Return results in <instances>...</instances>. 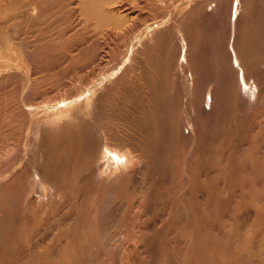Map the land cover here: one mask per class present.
Listing matches in <instances>:
<instances>
[{"label": "rangeland", "instance_id": "374dc122", "mask_svg": "<svg viewBox=\"0 0 264 264\" xmlns=\"http://www.w3.org/2000/svg\"><path fill=\"white\" fill-rule=\"evenodd\" d=\"M16 1L0 0V38L23 44L0 52V264H264V0H40L39 21ZM90 102L95 124L79 113ZM62 107L73 125L36 137ZM102 139L121 156L115 181L97 178Z\"/></svg>", "mask_w": 264, "mask_h": 264}, {"label": "bare ground", "instance_id": "6f19581e", "mask_svg": "<svg viewBox=\"0 0 264 264\" xmlns=\"http://www.w3.org/2000/svg\"><path fill=\"white\" fill-rule=\"evenodd\" d=\"M5 1V0H4ZM4 1L3 0H1V3L3 2L4 3ZM44 1V0H43ZM49 1V0H48ZM85 1V0H84ZM87 1V0H86ZM85 1V2H86ZM94 1H96V0H94ZM93 1V2H94ZM103 1V0H102ZM111 1V0H110ZM162 1V0H161ZM252 1H254V0H252ZM261 1V0H260ZM52 2V1H51ZM106 2V1H105ZM160 2V1H159ZM198 2V1H197ZM43 3V2H42ZM41 2H40V0H17L16 1V8H17V13L19 14V15H21V16H25V15H29V18H30V16H32V17H34L35 15L34 14H36L35 13V10L37 9V8H40L41 7V4H42ZM99 3V2H98ZM157 3V2H156ZM217 3V2H216ZM86 4H90V2L89 3H86ZM86 4H84L85 6H87ZM92 4H94V3H92ZM91 4V5H92ZM258 4V3H257ZM5 5V4H4ZM96 5V4H95ZM94 5V6H95ZM102 5V4H101ZM200 5V4H199ZM204 5V4H203ZM217 5V4H216ZM1 6H2V4H1ZM43 6H44V4H43ZM45 6H47V5H45ZM57 6V5H56ZM83 6V5H82ZM90 6V5H89ZM201 6V5H200ZM58 7V6H57ZM60 7V6H59ZM84 7V6H83ZM93 7V6H92ZM96 7V6H95ZM145 7V6H144ZM147 7V6H146ZM167 7H168V5H167ZM205 7H207V6H205ZM238 7V6H237ZM44 7H42V8H40L41 10L43 9ZM94 8V7H93ZM102 8V7H101ZM100 8V9H101ZM123 8V7H122ZM239 8V7H238ZM86 10H87V7L85 8ZM84 9V10H85ZM90 9V8H89ZM95 9V8H94ZM242 9V8H241ZM93 10V9H92ZM92 10H91V12H89V13H93L92 12ZM173 10V9H172ZM220 10V9H219ZM262 10V9H261ZM46 11V10H45ZM94 11V10H93ZM102 11H103V9H102ZM112 11V10H111ZM244 11V10H243ZM39 12H40V10H39ZM85 13H86V11H84ZM83 12V13H84ZM100 12V11H99ZM241 12V11H240ZM259 12H260V10H259ZM106 13V12H105ZM111 13V12H110ZM113 13H115V12H113ZM155 13V12H154ZM46 14V13H45ZM44 13L43 14H40V15H45ZM55 14V13H54ZM97 14V13H96ZM95 14V15H96ZM119 14V13H118ZM165 14V13H164ZM256 14H258L257 12H256ZM261 14V13H260ZM34 15V16H33ZM170 15V14H169ZM237 15V14H236ZM255 15V14H254ZM263 16H264V13L262 14ZM11 16V15H10ZM58 16V15H57ZM99 16H102V15H99ZM98 16V17H99ZM113 16V15H112ZM111 16V17H112ZM162 16V15H161ZM241 16V15H240ZM251 16H253V15H251ZM255 16H257V15H255ZM28 17V16H27ZM35 17H37V16H35ZM34 17V18H35ZM53 17H54V15H53ZM97 17V18H98ZM103 17H104V15H103ZM259 17H261V16H259ZM3 18V17H2ZM41 18V17H40ZM99 18H101V17H99ZM107 18H108V15H107ZM106 18V19H107ZM255 18H257V17H255ZM6 19V18H5ZM12 19V18H11ZM35 19H37V21H39V17H37V18H35ZM104 19V18H103ZM113 19H114V17H113ZM261 19H262V17H261ZM264 19V18H263ZM1 20V19H0ZM30 20H34L33 18H31ZM107 20H110V17H109V19H107ZM106 20V21H107ZM148 20V19H147ZM152 20V19H151ZM170 20V19H169ZM253 20V19H252ZM258 20V19H257ZM2 21V20H1ZM45 21V20H44ZM105 21V22H106ZM172 21V20H171ZM182 21V20H181ZM103 22V21H102ZM237 22V23H236ZM32 23V22H31ZM38 23V22H37ZM99 23V22H98ZM148 23V22H147ZM232 23V22H231ZM251 23H252V21H251ZM258 23V22H257ZM4 24V23H3ZM43 24V23H42ZM104 24V23H103ZM236 24L238 25V21H237V18H236V20H234V27H233V29H234V36H235V33H236V31L238 32V30L236 29ZM261 24V23H260ZM264 24V23H263ZM6 25V24H5ZM11 25V24H10ZM14 25V24H13ZM165 25V24H164ZM254 25V24H253ZM17 26H18V24H17ZM17 26H16V28H17ZM35 26V25H34ZM41 26V25H40ZM100 26H102V25H100ZM262 26V25H261ZM3 27V26H2ZM20 27V26H19ZM163 27V26H162ZM172 27H174V25H172ZM240 27V26H239ZM242 27V26H241ZM254 27V26H253ZM252 27V28H253ZM260 27V26H259ZM14 28H15V26H14ZM142 28V27H141ZM164 28H166V26L164 27ZM176 28V27H175ZM248 28V27H247ZM262 27H260V29H261ZM157 29V28H156ZM246 29V28H245ZM250 29V28H249ZM256 29H257V27H256ZM259 29V28H258ZM242 30V29H241ZM10 31V30H9ZM15 32L17 31L18 32V30L16 29V30H14ZM148 31H149V29H148ZM153 31V30H152ZM151 30H150V34L152 35V32ZM181 31V30H180ZM184 31V30H183ZM240 31V30H239ZM260 30H258V32H259ZM263 31V30H262ZM185 32V31H184ZM243 32V31H242ZM247 32V31H246ZM261 32V31H260ZM5 33H6V31H5ZM7 33H8V31H7ZM148 33V32H147ZM154 33V32H153ZM156 33V32H155ZM158 33V32H157ZM248 33V32H247ZM251 33H253V32H251ZM255 33V35H256V32H254ZM14 34V33H13ZM16 34V33H15ZM18 34V33H17ZM25 34V33H24ZM164 34V33H163ZM246 34V33H245ZM20 35V34H19ZM41 35V34H40ZM144 35V34H143ZM151 35H147L148 37H150ZM154 35V34H153ZM151 36V37H153V38H151V41H152V39H154V37H156L155 35L154 36ZM187 35V34H186ZM236 35H238V34H236ZM241 35V34H240ZM254 35V36H255ZM8 37L10 36V35H7ZM6 35H4L2 38H0L1 39V41H0V52H2V53H4L3 51H8L9 50V48H10V46L13 44V43H16V42H13V40H9L8 39V37H7ZM16 36V35H15ZM14 36V37H15ZM18 36V35H17ZM25 36V35H24ZM52 36V35H51ZM157 36H158V34H157ZM185 36V35H184ZM239 36V35H238ZM263 36V35H262ZM27 37V36H26ZM139 37V36H138ZM189 37V36H188ZM249 37V36H248ZM251 37V36H250ZM259 37V36H258ZM18 38V37H17ZM260 38V37H259ZM258 38V40H260ZM149 39L150 38H148L147 40L149 41ZM232 39V38H231ZM234 39H235V37H234ZM234 39H233V53H234V56H232L233 57V59L232 60H234L235 61V63L237 62V64L238 65H236V66H238V70H239V72L241 73V75L242 76H244L243 75V73H244V69H245V66L248 64V63H250L248 60H247V63H246V59L244 60V53L242 54V53H239L238 54V51H237V46L235 45V42H234ZM251 39H252V37H251ZM254 39V38H253ZM255 39H257V38H255ZM255 39H254V41H255ZM21 40V39H20ZM24 40H25V38H24ZM41 40V39H40ZM144 40L146 41V36H145V38H144ZM167 40V39H166ZM249 40V39H248ZM10 41H12L13 43L11 44L10 43ZM16 41V40H15ZM30 41V40H29ZM154 41V40H153ZM152 41V42H153ZM236 41H237V38H236ZM25 42V41H24ZM43 42V41H42ZM50 42V41H49ZM136 42V41H135ZM158 42V41H157ZM243 42H244V39H243ZM261 42V41H260ZM19 43V42H18ZM18 43H16V44H18ZM21 43V42H20ZM19 43V44H20ZM27 43V42H26ZM46 43V42H45ZM47 43H48V41H47ZM150 43V42H149ZM148 43V44H149ZM168 43V42H167ZM166 43V44H167ZM242 43V42H241ZM248 43V42H247ZM250 43V45H251V42H249ZM248 43V44H249ZM253 43V42H252ZM22 44V43H21ZM33 44V43H32ZM38 44V43H37ZM130 44V43H129ZM128 44V45H129ZM140 44V43H139ZM144 44H145V42H144ZM150 44H152V43H150ZM237 44V43H236ZM256 44H257V42H256ZM264 44V43H263ZM15 45V44H14ZM36 45V44H35ZM44 45V44H43ZM141 45V44H140ZM156 45V44H155ZM244 45V44H243ZM247 45V44H246ZM261 45V44H260ZM18 46H20V49H23V44H22V47H21V45H18ZM29 46V45H28ZM51 46V45H50ZM166 46V45H165ZM12 47V46H11ZM24 47H25V45H24ZM127 47V46H126ZM151 47V46H150ZM185 47V46H184ZM220 47V46H219ZM244 47V46H243ZM259 47V46H258ZM26 48H28V47H26ZM223 48V47H222ZM254 48H255V46H254ZM260 48V47H259ZM18 49H19V47H18ZM18 49H16V50H18ZM124 49V48H123ZM136 49V48H135ZM231 49V48H230ZM29 50V49H28ZM162 50H163V47H162ZM243 50V49H242ZM244 50H245V47H244ZM246 53L248 52V50H250V49H248V48H246ZM254 50V49H253ZM255 50H256V48H255ZM10 51H12L11 49H10ZM9 51V52H10ZM20 51V50H19ZM124 51V50H123ZM135 51V50H134ZM140 51V50H139ZM252 51V50H251ZM257 51H258V48H257ZM260 51H261V49H260ZM13 52V51H12ZM11 52V53H12ZM17 52V54H18V51H16ZM21 52V51H20ZM23 52V51H22ZM133 52V51H132ZM240 52V51H239ZM243 52V51H242ZM245 52V51H244ZM253 52V51H252ZM6 53H8V52H6ZM25 53V52H24ZM24 53L22 54V55H24ZM31 53V52H30ZM37 53V52H36ZM36 53H34L35 55H37ZM125 53V52H124ZM138 53V52H137ZM250 53V52H249ZM260 53V52H259ZM5 54V53H4ZM9 54V53H8ZM17 54H15V55H17ZM28 55H30L31 56V54H29V53H27ZM33 54V53H32ZM132 54V53H131ZM130 54V55H131ZM164 54V53H163ZM240 54H242V55H240ZM253 54H255V52L253 53ZM262 54V53H261ZM260 54V55H261ZM0 55H2V54H0ZM14 55V56H15ZM133 55H135V54H133ZM248 55V54H247ZM250 56H251V54H249ZM248 55V56H249ZM6 56V55H5ZM17 56H19V55H17ZM29 56V57H30ZM33 56V55H32ZM38 56V55H37ZM132 56V55H131ZM250 56H249V58H250ZM258 56V55H257ZM262 56V55H261ZM264 56V55H263ZM3 57V56H2ZM11 57V59H12V57L13 56H10ZM184 57V56H183ZM187 57V56H186ZM228 57V56H227ZM246 57V56H245ZM260 57V56H259ZM26 58V57H25ZM34 58H35V56H34ZM33 58V59H34ZM99 58V57H98ZM132 58V57H131ZM136 58V57H135ZM152 58H154V57H152ZM158 58V57H157ZM226 58V57H225ZM254 58V57H253ZM253 58H251V60L253 61H256L255 59H253ZM2 59V58H1ZM4 59L5 60H7L8 62H9V60L8 59H6L5 57H4ZM18 59V58H17ZM130 59V58H129ZM222 59V58H221ZM259 59V58H258ZM262 59H263V57H262ZM14 60H16V56H15V59ZM228 60V59H227ZM260 60V59H259ZM264 60V59H263ZM0 61H2V60H0ZM25 61H26V59H25ZM28 61V60H27ZM226 61V60H225ZM229 61V60H228ZM231 61V60H230ZM4 64H5V62H4V60L2 61ZM17 62V61H16ZM20 62V61H19ZM29 62V61H28ZM34 62H35V60H34ZM119 62V61H118ZM131 62V61H130ZM129 62V63H130ZM154 62V61H153ZM188 62V61H187ZM233 62V61H232ZM2 63V64H3ZM10 63H11V61H10ZM10 63H8V66H6L7 68L8 67H10L9 66V64ZM128 63V62H127ZM138 63V62H137ZM140 63V62H139ZM181 63V62H180ZM256 63V62H255ZM262 63V62H261ZM264 63V62H263ZM1 64V65H2ZM34 64V63H33ZM166 64V63H165ZM257 64V63H256ZM21 65V64H20ZM144 65V64H143ZM250 65V64H249ZM251 65H252V63H251ZM258 65V64H257ZM259 65H260V61H259ZM132 66V65H131ZM156 66V65H155ZM256 66V65H255ZM261 66V65H260ZM262 66H263V64H262ZM2 67H4V65L2 66ZM2 67H0V68H2ZM157 67V66H156ZM250 67V66H249ZM252 67H254V66H252ZM264 67V66H263ZM20 68V67H19ZM31 68V67H30ZM155 68V67H154ZM161 68H162V66H161ZM171 68V67H170ZM255 68V67H254ZM259 68V67H258ZM257 68V69H258ZM6 69V68H5ZM10 69H11V67H10ZM32 69V68H31ZM104 69V68H103ZM102 69V70H103ZM147 69V68H146ZM224 69V68H223ZM246 69H247V67H246ZM253 69V68H252ZM21 70H23V69H21ZM138 70V69H137ZM157 70V69H156ZM231 70V69H230ZM2 71V70H1ZM146 71V70H145ZM223 71V70H222ZM232 71V70H231ZM246 71V70H245ZM257 71V70H256ZM9 72V71H8ZM121 72V71H120ZM152 72V71H151ZM159 72V71H158ZM201 72V71H200ZM199 72V73H200ZM249 72V71H248ZM252 72V71H251ZM17 73H19V72H17ZM139 73V72H138ZM146 73V72H145ZM228 73V72H227ZM230 73V72H229ZM1 74V73H0ZM4 74H5V72H4ZM7 74V73H6ZM6 74H5V76H6ZM10 74H12V73H10ZM232 74V73H231ZM237 74V73H236ZM248 74V73H247ZM246 74V75H247ZM253 74V73H252ZM14 75H16V74H14ZM14 75H13V77H14ZM18 75V74H17ZM20 75V74H19ZM26 75V74H25ZM192 75V74H191ZM233 75V74H232ZM2 76H4L3 75V73H2ZM9 76V75H8ZM29 76V75H28ZM145 77V76H144ZM207 77V76H206ZM246 77V76H245ZM244 77V78H245ZM261 77V76H260ZM259 77V79H261ZM1 78V77H0ZM6 78V77H5ZM20 78V77H19ZM29 78V77H28ZM31 78V77H30ZM163 78H164V76H163ZM216 78V77H215ZM232 78V77H231ZM258 78V77H257ZM18 79V78H17ZM23 79V78H22ZM148 79V78H147ZM156 79H157V77H156ZM6 80V79H5ZM16 80V79H15ZM21 80V79H20ZM27 80H29V79H27ZM144 80V79H143ZM161 80H163V79H161ZM251 80H252V78H251ZM264 80V79H263ZM1 81V80H0ZM195 81V80H194ZM236 81V80H235ZM238 81V80H237ZM31 82H33V81H31ZM31 82H30V85H31ZM161 82V81H160ZM241 82V81H240ZM256 82H257V80H256ZM261 82V81H260ZM259 82V83H260ZM14 83V82H13ZM21 83V82H20ZM111 83V82H110ZM239 83V82H238ZM160 84H162V83H160ZM231 84V83H230ZM263 84V83H262ZM6 85V84H5ZM27 85V84H26ZM149 85H151V84H149ZM163 85V84H162ZM238 85V84H237ZM241 86H242V89H243V91H244V93L245 94H249V95H252V93H253V83H252V81L251 82H248V80H246V78L245 79H243L242 80V84H241ZM200 87V86H199ZM204 87V86H203ZM215 87V86H214ZM236 87V86H235ZM19 88H20V86H19ZM99 88H100V86H99ZM98 88V89H99ZM5 89V88H4ZM151 89H153V88H151ZM221 89V88H220ZM30 90V89H29ZM203 90V89H202ZM27 92H28V90H26ZM152 91V90H151ZM204 92H205V90H203ZM23 92V91H22ZM29 93V92H28ZM103 93H105V92H103ZM108 93V92H107ZM151 93V92H150ZM206 93H208V92H206ZM213 93V92H212ZM219 93V92H218ZM97 94H99V92L97 93ZM106 94V93H105ZM154 94V93H153ZM244 94V95H245ZM205 95V94H204ZM255 95V94H254ZM21 96H22V94H21ZM30 96V95H29ZM98 96V95H97ZM96 96V97H97ZM100 96V95H99ZM103 96V95H102ZM107 96V95H106ZM105 96V97H106ZM192 96V95H191ZM211 96V95H210ZM28 97V96H27ZM32 97V96H31ZM159 97V96H158ZM163 97V96H162ZM200 97V96H199ZM22 98V97H21ZM29 98V97H28ZM160 98V97H159ZM158 98V99H159ZM168 98V97H167ZM219 98V97H218ZM250 98V96L248 97V99ZM31 99V98H30ZM29 99V100H30ZM244 99V98H243ZM255 99H256V97H255ZM87 100V99H86ZM85 100V101H86ZM223 100V99H222ZM247 100V99H246ZM32 101V100H31ZM169 101V100H168ZM201 101V100H200ZM213 101V100H212ZM240 101V100H239ZM241 101H242V98H241ZM23 102V101H22ZM94 102V101H93ZM104 102V101H103ZM227 102V101H226ZM86 103V102H85ZM155 103V102H154ZM157 103V102H156ZM161 103V102H160ZM203 103V102H202ZM214 103H216V102H214ZM245 103V102H244ZM250 103V102H249ZM255 103V102H254ZM67 104V103H66ZM158 104H159V102H158ZM205 104V103H204ZM211 104V103H210ZM72 105V104H71ZM95 104L93 103V104H91V102L89 103V104H85V110H84V112L82 111L83 110V108H81L82 110H81V112H79V113H84V117L86 116V119L88 118L89 120V122L90 123H94L95 124V118H96V115H95V112H94V106ZM100 105V104H99ZM126 105V104H125ZM140 105V104H139ZM146 105V104H145ZM165 105V104H164ZM32 106V105H31ZM50 106V105H49ZM63 106V105H62ZM68 106V105H67ZM130 106V105H129ZM215 106V105H214ZM218 106V105H217ZM24 107V106H23ZM70 107V106H69ZM82 107V106H81ZM142 107V106H141ZM152 107V106H151ZM72 108V107H71ZM77 108H78V106H77ZM131 108V107H130ZM157 108H159V107H157ZM194 108V107H193ZM72 110V109H71ZM71 110H69V108H67V107H65V108H61L60 110H57V111H55V112H51V113H48V114H46V115H44L43 117H41V115H40V118H36V120L35 121H33L34 122V125L32 126L33 127V134L37 137L38 136V133L41 131V130H43L42 132H44V130H48V129H54V127H59V126H64V128H65V125H67L68 127H69V123H70V125H73V124H71V120H68V117L69 116H71V118L72 117H74V114H73V116L71 115ZM75 110V109H74ZM79 110V109H78ZM101 110V109H100ZM137 110V109H136ZM30 111H32V110H30ZM49 111V110H48ZM73 111V110H72ZM148 111V110H147ZM158 111V110H157ZM156 111V112H157ZM166 111H168V110H166ZM25 112H27V111H25ZM74 112V111H73ZM100 112V111H99ZM169 112V111H168ZM33 113V112H32ZM139 113H140V111H139ZM142 113V112H141ZM170 113V112H169ZM201 113V112H200ZM147 114V113H146ZM220 114V113H219ZM27 115V114H26ZM32 115V114H31ZM83 115V114H82ZM138 115V114H137ZM136 115V116H137ZM76 116H77V114H76ZM79 116V115H78ZM81 116V115H80ZM140 116H143V115H140ZM32 117V116H31ZM101 117V116H100ZM160 117H162V115L160 116ZM33 118H34V116H33ZM82 118V117H81ZM133 118V117H132ZM139 118V117H138ZM73 119V118H72ZM97 119V118H96ZM100 119V118H99ZM153 119V118H152ZM26 120H27V118H26ZM31 120V119H30ZM30 120H28V121H30ZM139 120V119H138ZM137 120V121H138ZM143 120V119H142ZM82 121H83V119H82ZM97 121V120H96ZM129 121V120H128ZM32 122V123H33ZM151 122H153V121H151ZM187 122V121H186ZM137 124V123H136ZM142 124V123H141ZM148 124V123H147ZM146 124V125H147ZM171 124V123H170ZM75 125V124H74ZM79 125V124H78ZM98 125V124H97ZM100 125V124H99ZM135 125V124H134ZM154 125V124H153ZM30 126V125H29ZM128 126V125H127ZM137 126V125H136ZM140 126V125H139ZM31 127V128H32ZM141 127V126H140ZM154 127V126H153ZM63 128V129H64ZM89 128V127H88ZM96 128V127H95ZM95 128H93V130L95 129ZM184 128V127H183ZM56 129V128H55ZM62 129V128H61ZM73 129V128H72ZM143 130V129H142ZM154 130V129H153ZM156 130V129H155ZM154 130V131H155ZM63 131V130H62ZM65 131V130H64ZM96 131V130H95ZM136 131V130H135ZM144 131V130H143ZM148 131V130H147ZM153 131V132H154ZM31 132V131H30ZM46 132V131H45ZM90 132V131H89ZM145 132V131H144ZM152 132V133H153ZM107 133V132H106ZM129 133V132H128ZM161 133V132H160ZM40 134V133H39ZM33 135V136H34ZM68 135V134H67ZM92 135H93V138H95V140H97L98 141V139L99 138H101V135L98 133V135L96 136L94 133H92ZM151 135V134H150ZM165 135V134H164ZM163 135V136H164ZM189 135V134H188ZM192 135V134H191ZM46 136V135H45ZM154 136V135H153ZM155 136H156V133H155ZM162 136V137H163ZM48 137V136H47ZM59 137V136H58ZM72 137V136H71ZM106 137V136H105ZM117 137H119V136H117ZM129 137V136H128ZM131 137H133V136H131ZM145 137V136H144ZM161 137V136H160ZM29 138V137H28ZM77 138V137H76ZM87 138V137H86ZM92 138V139H93ZM156 138V137H155ZM105 139V138H104ZM104 139H102L103 141H101V142H103V147H104V150L102 151V153H101V155H100V157H98L99 158V163H97V165H96V171H94V173L96 172V174H97V178L98 177H100V178H102V180L104 179L105 181L106 180H109V178L111 177V178H113V176L115 175V174H117V173H119L120 171V169H121V167L119 166V164L118 163H120L119 161H121L120 159H121V156L118 154V152H116V150H113L112 148H111V146H110V142L109 143H107V142H105V140ZM131 139H133V138H131ZM62 140V139H61ZM100 140V139H99ZM162 140V139H161ZM164 140V139H163ZM50 141V140H49ZM85 141V140H84ZM94 141V140H93ZM119 141H121V140H119ZM32 142H34V141H32ZM149 142H151L150 140H149ZM31 143V142H30ZM40 143V142H39ZM57 143V142H56ZM90 143V142H89ZM93 143V142H92ZM96 143V142H95ZM100 143V142H99ZM162 143V142H161ZM164 143V142H163ZM29 144V143H28ZM31 144H33V143H31ZM35 144V143H34ZM120 144V143H119ZM22 145V144H21ZM39 145V144H38ZM41 145V144H40ZM85 145V144H84ZM91 145V144H90ZM95 145V144H94ZM97 145V144H96ZM95 145V147L93 146L92 147V150H93V148H96L97 146H100V145H97L96 146ZM132 145V144H131ZM144 145V144H143ZM151 145H152V143H151ZM165 145V144H164ZM45 146V145H44ZM135 146H137V145H135ZM168 146V145H167ZM40 147H42V146H40ZM60 147V146H59ZM62 147V146H61ZM61 147H60V149H61ZM89 147V146H88ZM91 147V146H90ZM102 147V148H103ZM114 147V146H113ZM153 147V146H152ZM117 148V147H116ZM137 148V147H136ZM154 148V147H153ZM47 149V148H46ZM98 149V148H97ZM124 149V148H123ZM122 149V150H123ZM39 150V149H38ZM37 149H36V152L38 151ZM42 150V149H41ZM17 151V150H16ZM46 151V150H45ZM45 151H44V153H45ZM120 151V150H119ZM138 151V150H137ZM14 152V151H13ZM39 152V151H38ZM37 152V153H38ZM42 152V151H41ZM48 152L49 151H47V153H46V155L48 154ZM55 152V151H54ZM63 152V151H62ZM66 152V151H65ZM98 152V151H97ZM125 152V151H124ZM127 152V151H126ZM167 152V151H166ZM29 153V152H28ZM122 153V152H121ZM130 153V154H129ZM129 153H126V155H127V157L126 158H124L129 164L130 163H135V162H138L137 160H138V158L135 156V155H132L133 153L130 151ZM132 153V154H131ZM35 154V153H34ZM36 156H37V154H35ZM40 154H38V156H39ZM45 155V154H44ZM45 155V156H46ZM124 155V154H123ZM125 155V156H126ZM150 155V154H149ZM171 155V154H170ZM30 156H32V155H30ZM33 157V156H32ZM47 158H49L48 156H46ZM167 157V156H166ZM28 158H29V156H28ZM43 158V157H42ZM27 159V158H26ZM32 159V158H31ZM46 158H43L42 160L44 161ZM141 159V158H140ZM164 159V158H163ZM16 160H17V157H16ZM39 160V159H38ZM40 160H41V157H40ZM49 160V159H48ZM47 160V161H48ZM103 160V161H102ZM104 160H106V163L108 164V166H109V168H110V171L108 172L106 169H108V167H106V169H103V167H102V163H101V161L102 162H104V164H105V161ZM33 161H35V160H33ZM160 161V160H159ZM163 161V160H162ZM31 162V161H30ZM95 162V161H94ZM118 162V163H117ZM16 163V162H15ZM23 163V162H22ZM36 163V162H35ZM38 163V162H37ZM41 163V162H40ZM127 163V164H128ZM34 164V163H33ZM11 165H13V164H11ZM35 166H36V164H34ZM40 165V164H39ZM122 165V164H121ZM126 165V164H125ZM21 166V165H20ZM20 166H19V168H20ZM30 166H31V164H30ZM35 166H33L34 167V172H35V174H36V180H35V183H33L34 185H36L37 183L38 184H40L41 185V187L42 186H45L46 184H48L47 186H50L51 187V190H48V192L49 191H51V193H53L54 192V186H55V184H54V182L53 181H51L49 178H47V176L45 177L42 173L43 172H41V171H43V170H41L42 168H44V167H42L41 169L39 168L40 166H38L37 165V167H35ZM105 166V165H104ZM130 166H131V164H130ZM163 166V165H162ZM95 166H93V168H94ZM125 167V166H124ZM141 167V166H140ZM172 167V166H171ZM51 168H53V167H51ZM128 168V167H127ZM138 168V167H137ZM143 168H145V167H143ZM45 169V168H44ZM92 169V168H91ZM16 170V169H15ZM53 170V169H52ZM147 170H148V168H147ZM46 171V170H45ZM122 171V170H121ZM126 171H128V169L127 170H125V172ZM149 171V170H148ZM33 172V173H34ZM87 172V171H86ZM45 173V172H44ZM121 173V172H120ZM122 174V173H121ZM52 175V174H51ZM95 175V174H94ZM96 176V175H95ZM108 176V177H107ZM135 177V176H134ZM32 178V177H31ZM50 178H52V177H50ZM100 178H98L99 180H101ZM169 178V177H168ZM168 178H167V180H168ZM59 179V178H58ZM96 179V178H95ZM134 179V178H133ZM170 179V178H169ZM112 180V179H111ZM113 180L115 181V180H117L116 178H113ZM34 181V180H33ZM56 181V180H55ZM135 181V180H134ZM118 182V181H117ZM128 182V181H127ZM151 183V182H150ZM129 185H131V184H129ZM32 187V186H31ZM145 188V187H144ZM30 189H32V188H30ZM46 189V188H45ZM75 189V188H74ZM34 190V189H33ZM109 190V189H108ZM138 190V189H137ZM106 191V190H105ZM56 192V191H55ZM9 194V193H8ZM31 194V193H30ZM30 194H29V196H30ZM41 194V193H40ZM47 194V193H46ZM37 195V194H36ZM52 195V194H51ZM62 195V194H61ZM109 196V195H108ZM52 197V196H51ZM111 197V196H110ZM113 197V196H112ZM81 198V197H80ZM59 199V198H58ZM63 199V198H62ZM105 199H107V200H109L108 198H105ZM54 200V199H53ZM23 201V200H22ZM60 201V200H59ZM54 203V202H53ZM39 204V203H38ZM56 204V203H55ZM26 207V206H25ZM53 207V206H52ZM105 207V206H104ZM116 208V207H115ZM138 209V208H137ZM116 210V209H115ZM119 210H121V209H119ZM82 212V211H81ZM8 213V212H7ZM117 213H118V211H117ZM116 213V214H117ZM109 214V213H108ZM107 217V216H106ZM109 217V216H108ZM114 217V216H113ZM108 219V218H107ZM103 221V220H102ZM115 222V221H114ZM13 223V222H12ZM14 226V225H13ZM121 228V227H120ZM82 231V230H81ZM120 232V231H119ZM138 237V236H137ZM45 238V237H44ZM66 238V237H65ZM115 238V237H114ZM40 240H42V239H40ZM115 240V239H114ZM123 241V240H122ZM130 241V240H129ZM133 241V240H132ZM120 242V241H119ZM119 244V243H118ZM121 244V243H120ZM123 244V243H122ZM98 245V244H97ZM136 245V244H135ZM35 246V245H34ZM33 246V247H34ZM101 246V245H100ZM31 247V246H30ZM117 247V246H116ZM121 248V247H120ZM120 248H119V250H120ZM117 249V248H116ZM117 251H118V249H117ZM158 251V250H157ZM116 253V252H115ZM119 253V252H118ZM117 253V254H118ZM133 253V252H132ZM123 258V257H122ZM121 259V258H120ZM109 260V259H108ZM105 262V261H104ZM121 264V263H120Z\"/></svg>", "mask_w": 264, "mask_h": 264}]
</instances>
